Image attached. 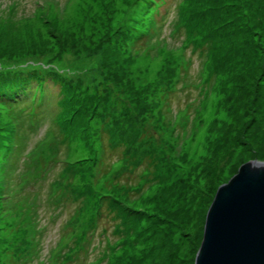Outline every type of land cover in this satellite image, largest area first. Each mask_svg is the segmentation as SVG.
Masks as SVG:
<instances>
[{
    "label": "rangeland",
    "instance_id": "rangeland-1",
    "mask_svg": "<svg viewBox=\"0 0 264 264\" xmlns=\"http://www.w3.org/2000/svg\"><path fill=\"white\" fill-rule=\"evenodd\" d=\"M15 84L0 264H194L217 188L264 161V0H0Z\"/></svg>",
    "mask_w": 264,
    "mask_h": 264
},
{
    "label": "water",
    "instance_id": "water-1",
    "mask_svg": "<svg viewBox=\"0 0 264 264\" xmlns=\"http://www.w3.org/2000/svg\"><path fill=\"white\" fill-rule=\"evenodd\" d=\"M194 264H264V161L245 163L217 188Z\"/></svg>",
    "mask_w": 264,
    "mask_h": 264
},
{
    "label": "trees",
    "instance_id": "trees-1",
    "mask_svg": "<svg viewBox=\"0 0 264 264\" xmlns=\"http://www.w3.org/2000/svg\"><path fill=\"white\" fill-rule=\"evenodd\" d=\"M17 86H18V84H15V85L10 86V88L8 87V89H9L8 91L7 90L0 91V99L3 100V101L0 100L1 105H4L6 108L10 109L9 107H14V105H12V104L20 102L19 99L21 97L24 99H29L30 103L37 102V100L33 98L34 94H32V93L29 94V92H27V90H28L27 85L26 86L19 85L18 87ZM7 106H9V107H7ZM31 124H33V123H31ZM34 126L35 125H32L30 128H34ZM17 131H19V128L17 126V122H14L13 127H11V131H10V140H8L7 144H5L3 146L4 149H8L10 147L9 150L11 151V149H13L14 147L17 148L19 146L17 144V142L20 143L19 139L21 138V133H17ZM9 143H10V145L8 147ZM65 166H64V168H67L69 166V164L67 165V167H65ZM0 202H1L0 210H1L2 214H5L7 211L11 210L9 207L11 206L12 203L16 204L14 202L12 195L10 194V187L7 188V184L2 186V188H1ZM99 208H100V206L98 207L97 211H99ZM18 219H19V217L14 218V220L12 219V222H13L12 224H13L14 228H16V229L18 228L17 231L19 232V238H21L20 241L24 247L23 252H25V251L29 252L28 250H29L30 246L32 249H33V244H34V247L36 246L35 243H32L33 232H29L22 224H20V219H19V222L15 221ZM9 227H11V225ZM20 227H21V230H20ZM31 228H34V226H32ZM34 239H35V237H34ZM31 255H32V253H30L29 255L19 257L18 259L20 260V264H26L27 263L26 260Z\"/></svg>",
    "mask_w": 264,
    "mask_h": 264
}]
</instances>
